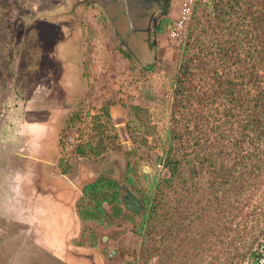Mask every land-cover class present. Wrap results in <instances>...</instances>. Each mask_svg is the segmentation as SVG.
<instances>
[{
  "label": "rangeland",
  "instance_id": "374dc122",
  "mask_svg": "<svg viewBox=\"0 0 264 264\" xmlns=\"http://www.w3.org/2000/svg\"><path fill=\"white\" fill-rule=\"evenodd\" d=\"M95 1L0 0V131L7 123L15 125L14 117L23 125L37 117L23 104L34 88L21 76L25 67L32 82L50 83L49 73L55 72L47 106L54 111L57 157L62 172L75 177L82 191L77 203L81 219L58 200L60 208H55L61 215L28 216L39 222V242L53 247L50 238L60 237L65 245L54 253L75 264H97L87 253L97 254L98 264H244L264 238V164L254 172L262 181L245 192L242 207L241 176L251 173L241 166V152L259 150L257 140L243 139L238 120L224 128L225 138L218 143L214 134L203 136L205 157L198 159L189 147L190 161L182 174L172 184L158 186L170 177L163 158L182 71L174 56L186 46L191 23L182 40L171 29L185 0H162L150 15L139 17L137 9L114 10L105 6L108 2ZM200 2L209 13L206 40L215 38L210 19L216 10L221 12L222 38L229 40L235 28L244 56L264 38L257 30L264 0H195L194 7ZM78 45L80 50L74 48ZM57 84L65 85L73 98L63 99ZM44 93H36L35 99L42 100ZM67 137L72 138L68 159L60 147ZM98 183V191L85 190ZM160 189L164 200L159 216L148 221L151 206L146 208L144 196ZM125 190L133 194L138 209L127 203ZM72 194L67 192V198ZM11 217L16 216H0V264L32 261L31 234L15 237L20 224ZM78 235L74 243L81 246L67 242Z\"/></svg>",
  "mask_w": 264,
  "mask_h": 264
},
{
  "label": "trees",
  "instance_id": "16d2710c",
  "mask_svg": "<svg viewBox=\"0 0 264 264\" xmlns=\"http://www.w3.org/2000/svg\"><path fill=\"white\" fill-rule=\"evenodd\" d=\"M261 13L257 29L259 35L264 32V28H261L264 12ZM208 16L204 3L200 2L194 7L187 44L174 56L178 57L182 71L176 87L178 96L172 107L174 123L163 158L169 167L170 177L164 178L158 186H168L177 175L182 174L184 164L190 161L187 159L189 147L198 159L205 157L207 148L201 143L205 139L203 136L214 134L218 143L225 138L224 128L228 125L234 127L238 120L243 139L257 140V151L259 150L253 154L251 147L247 153L241 152V166L251 173L247 176L244 171L241 176L238 194L242 197L241 204L244 207L245 192L262 181L260 174L254 172L264 164V38L261 35L262 40L244 56L246 49L243 48L239 32L235 28L232 27L229 40L224 41L222 38V18L218 10L210 19L215 22H211L215 38L213 41L206 40L209 32L205 27V18ZM162 30L164 29H159L161 33ZM241 143H236V146L242 147ZM200 164L204 163L201 161ZM221 164L225 166V162ZM227 170L230 171L231 168ZM127 177L128 182L132 183L129 173ZM108 181L117 185L114 179ZM100 185L101 183L90 185L85 190L98 191ZM163 197L164 190L161 189L154 195L144 196L146 208L151 206L148 221L159 216ZM146 232L149 236L152 235L153 226L147 228ZM139 233H142V229Z\"/></svg>",
  "mask_w": 264,
  "mask_h": 264
},
{
  "label": "crops",
  "instance_id": "0c3cea01",
  "mask_svg": "<svg viewBox=\"0 0 264 264\" xmlns=\"http://www.w3.org/2000/svg\"><path fill=\"white\" fill-rule=\"evenodd\" d=\"M106 1L96 0L95 3L103 2L104 4ZM57 44L55 43V46ZM74 48L81 49L80 45L78 47L74 46ZM66 49L67 46L63 48V52ZM26 67L21 76L28 77L34 88L23 104H27V110L37 115V117H33L25 125L21 121H18L17 117H14L12 120L16 123L15 125L7 123L6 126L1 128L0 216H16L11 217V219L20 224L15 237L24 232L27 235L31 234L32 237L34 244L32 246L35 247L32 261H17L15 264H75L64 255L59 257L53 251L54 248L61 247L60 244L65 245L66 241L63 243L58 236V238L51 237L50 245L53 247H49L44 240L39 242V222L37 223V221L28 217L38 216L40 213L52 214V216L53 214H55L54 216L61 215V213H57L60 208L57 203L60 201L76 212L81 219L80 213L77 210V203L82 191L78 181L75 182V177H69L62 172L57 157V129L52 124L54 111L47 106L51 100L50 96L54 91L53 87L57 74L55 72L49 73L52 74L50 83H47L48 79H46V82L43 80L32 82L33 74L29 70H26ZM64 74L60 73V75ZM57 86L60 88L57 93L62 95L63 99L67 96L73 98L72 95L74 94L65 85L57 84ZM43 89L46 93L43 94L42 100L35 99V94L43 92ZM78 94L79 91L77 89L75 90V96H78ZM44 111H46V115L42 116L39 114ZM22 129L25 131H22ZM39 129L43 131L40 133ZM25 175L27 180L25 179ZM68 181L72 182L73 186L69 185ZM67 192L73 193L72 199L67 198ZM49 196H52L54 199H51ZM55 206L59 208L56 209ZM7 210L9 214L6 213ZM69 213L71 214V211ZM25 218L28 219V223L23 221ZM48 223L51 224V221L48 220ZM78 237L79 235L69 238L67 242L71 243L74 247L81 246L74 243V240ZM36 238L38 241H36ZM87 257L94 261L96 260L98 264L97 254L90 255L87 253Z\"/></svg>",
  "mask_w": 264,
  "mask_h": 264
},
{
  "label": "built area",
  "instance_id": "2783aa9c",
  "mask_svg": "<svg viewBox=\"0 0 264 264\" xmlns=\"http://www.w3.org/2000/svg\"><path fill=\"white\" fill-rule=\"evenodd\" d=\"M195 0H185L182 5V9L180 12V16L174 26L171 29V34L175 37L180 38L182 40L186 33L188 32V28L190 26L193 10H194ZM72 138H62L60 147L62 150L61 156L68 159L72 153H68V149L71 146ZM113 255V253L111 254ZM264 259V238H262L253 254V256L249 257L244 264H261Z\"/></svg>",
  "mask_w": 264,
  "mask_h": 264
},
{
  "label": "flooded vegetation",
  "instance_id": "af4514ba",
  "mask_svg": "<svg viewBox=\"0 0 264 264\" xmlns=\"http://www.w3.org/2000/svg\"><path fill=\"white\" fill-rule=\"evenodd\" d=\"M160 1L162 0H107L108 3L105 6L114 10L124 8L128 12L134 8L138 10L136 16L139 17L143 13H147L146 16L150 15V10L154 9Z\"/></svg>",
  "mask_w": 264,
  "mask_h": 264
},
{
  "label": "water",
  "instance_id": "95a60500",
  "mask_svg": "<svg viewBox=\"0 0 264 264\" xmlns=\"http://www.w3.org/2000/svg\"><path fill=\"white\" fill-rule=\"evenodd\" d=\"M123 196L125 198V200L127 201V203L134 209H138L139 205L137 200L135 199V197L133 196V194L129 191V190H125L123 192ZM261 264H264V259L261 262Z\"/></svg>",
  "mask_w": 264,
  "mask_h": 264
}]
</instances>
